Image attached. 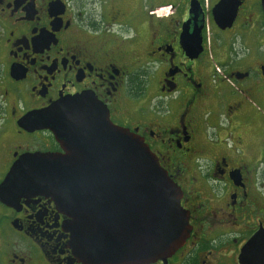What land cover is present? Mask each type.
Returning <instances> with one entry per match:
<instances>
[{
  "label": "flooded vegetation",
  "instance_id": "obj_1",
  "mask_svg": "<svg viewBox=\"0 0 264 264\" xmlns=\"http://www.w3.org/2000/svg\"><path fill=\"white\" fill-rule=\"evenodd\" d=\"M93 1L99 13L87 0H0V264H84L53 198L7 180L34 155H66L24 119L82 95L182 193L189 237L150 264H241L254 238L264 251L262 0ZM222 2L237 10L230 28L215 21Z\"/></svg>",
  "mask_w": 264,
  "mask_h": 264
},
{
  "label": "water",
  "instance_id": "obj_2",
  "mask_svg": "<svg viewBox=\"0 0 264 264\" xmlns=\"http://www.w3.org/2000/svg\"><path fill=\"white\" fill-rule=\"evenodd\" d=\"M222 8L223 2L214 10L215 21L230 28L237 10L225 16ZM262 9L264 15V0ZM200 53L196 48L194 57ZM93 106L82 95L27 116L52 131L66 155L25 159L8 182L17 179L53 198L71 218L67 231L84 264H150L171 256L190 234L180 189L137 135L114 126L107 110ZM256 240L243 250L241 264H264Z\"/></svg>",
  "mask_w": 264,
  "mask_h": 264
},
{
  "label": "rangeland",
  "instance_id": "obj_3",
  "mask_svg": "<svg viewBox=\"0 0 264 264\" xmlns=\"http://www.w3.org/2000/svg\"><path fill=\"white\" fill-rule=\"evenodd\" d=\"M87 3L90 4L89 9L94 10L95 13H99L98 11H99L100 7L98 6V4H95L96 3L95 1L87 0Z\"/></svg>",
  "mask_w": 264,
  "mask_h": 264
}]
</instances>
